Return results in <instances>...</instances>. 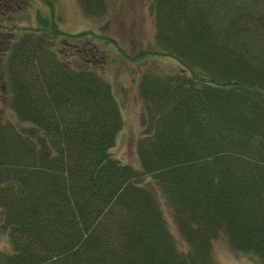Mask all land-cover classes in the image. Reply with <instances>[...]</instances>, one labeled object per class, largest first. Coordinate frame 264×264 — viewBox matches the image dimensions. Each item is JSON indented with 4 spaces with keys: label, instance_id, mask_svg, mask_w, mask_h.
Segmentation results:
<instances>
[{
    "label": "trees",
    "instance_id": "trees-1",
    "mask_svg": "<svg viewBox=\"0 0 264 264\" xmlns=\"http://www.w3.org/2000/svg\"><path fill=\"white\" fill-rule=\"evenodd\" d=\"M89 15L106 0H77ZM138 168L95 51L52 24L0 54V264H215L212 240L264 263V0H151ZM140 55V56H139ZM150 177L152 184L143 180ZM166 204L182 241L164 214Z\"/></svg>",
    "mask_w": 264,
    "mask_h": 264
},
{
    "label": "rangeland",
    "instance_id": "rangeland-1",
    "mask_svg": "<svg viewBox=\"0 0 264 264\" xmlns=\"http://www.w3.org/2000/svg\"><path fill=\"white\" fill-rule=\"evenodd\" d=\"M0 1L5 3L0 7V54L7 38L25 28L48 30L54 24L63 32L91 31L79 42L94 48L96 70L110 84L123 120L110 151L138 168L136 146L144 119V106L137 91L139 75L147 67L167 71L178 66L173 57L159 53L135 57L154 44L151 0H106L104 10L97 15L87 14L77 0ZM2 87L5 88L0 80V96ZM5 107L1 101L0 110ZM143 180L153 183L150 177ZM163 206L169 226L181 243L184 239L173 216L165 203ZM6 244L7 237L0 233V247ZM211 247L215 264H264L255 254L234 248L223 231L212 240Z\"/></svg>",
    "mask_w": 264,
    "mask_h": 264
},
{
    "label": "flooded vegetation",
    "instance_id": "flooded-vegetation-1",
    "mask_svg": "<svg viewBox=\"0 0 264 264\" xmlns=\"http://www.w3.org/2000/svg\"><path fill=\"white\" fill-rule=\"evenodd\" d=\"M0 2H1V1H0ZM4 4H5L4 2H1L0 7H2Z\"/></svg>",
    "mask_w": 264,
    "mask_h": 264
}]
</instances>
